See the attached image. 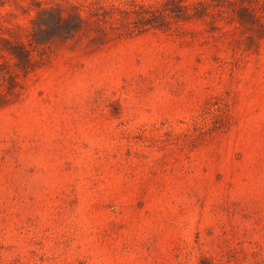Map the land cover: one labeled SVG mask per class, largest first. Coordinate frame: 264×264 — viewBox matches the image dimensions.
Masks as SVG:
<instances>
[{
  "label": "rangeland",
  "instance_id": "374dc122",
  "mask_svg": "<svg viewBox=\"0 0 264 264\" xmlns=\"http://www.w3.org/2000/svg\"><path fill=\"white\" fill-rule=\"evenodd\" d=\"M0 264H264V0H0Z\"/></svg>",
  "mask_w": 264,
  "mask_h": 264
},
{
  "label": "trees",
  "instance_id": "16d2710c",
  "mask_svg": "<svg viewBox=\"0 0 264 264\" xmlns=\"http://www.w3.org/2000/svg\"><path fill=\"white\" fill-rule=\"evenodd\" d=\"M82 26V18L76 12L64 16L55 8L44 9L35 21L31 38L35 44L55 38L66 39L77 34Z\"/></svg>",
  "mask_w": 264,
  "mask_h": 264
}]
</instances>
